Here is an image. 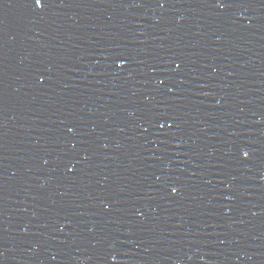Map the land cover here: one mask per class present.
Segmentation results:
<instances>
[{"label": "water", "instance_id": "obj_1", "mask_svg": "<svg viewBox=\"0 0 264 264\" xmlns=\"http://www.w3.org/2000/svg\"><path fill=\"white\" fill-rule=\"evenodd\" d=\"M42 2L0 0V264H264V0Z\"/></svg>", "mask_w": 264, "mask_h": 264}, {"label": "snow or ice", "instance_id": "obj_2", "mask_svg": "<svg viewBox=\"0 0 264 264\" xmlns=\"http://www.w3.org/2000/svg\"><path fill=\"white\" fill-rule=\"evenodd\" d=\"M34 3H35L37 8H42L43 7L42 0H34ZM161 127H163V125H161ZM173 191L175 192V189H173Z\"/></svg>", "mask_w": 264, "mask_h": 264}]
</instances>
